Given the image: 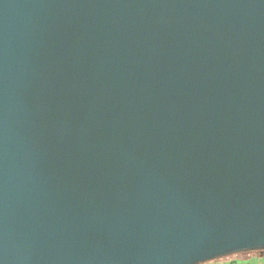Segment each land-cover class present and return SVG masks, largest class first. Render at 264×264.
<instances>
[{"label": "water", "instance_id": "1", "mask_svg": "<svg viewBox=\"0 0 264 264\" xmlns=\"http://www.w3.org/2000/svg\"><path fill=\"white\" fill-rule=\"evenodd\" d=\"M258 251L264 0H0V264Z\"/></svg>", "mask_w": 264, "mask_h": 264}, {"label": "crops", "instance_id": "2", "mask_svg": "<svg viewBox=\"0 0 264 264\" xmlns=\"http://www.w3.org/2000/svg\"><path fill=\"white\" fill-rule=\"evenodd\" d=\"M211 264H264V253L238 255Z\"/></svg>", "mask_w": 264, "mask_h": 264}, {"label": "trees", "instance_id": "3", "mask_svg": "<svg viewBox=\"0 0 264 264\" xmlns=\"http://www.w3.org/2000/svg\"><path fill=\"white\" fill-rule=\"evenodd\" d=\"M253 253H264V251L241 253V254L231 255V256H229V257H225V258H223V259L230 258V257H234V256H238V255H243V254H253Z\"/></svg>", "mask_w": 264, "mask_h": 264}, {"label": "snow or ice", "instance_id": "4", "mask_svg": "<svg viewBox=\"0 0 264 264\" xmlns=\"http://www.w3.org/2000/svg\"><path fill=\"white\" fill-rule=\"evenodd\" d=\"M213 258H214V256L213 257H210V258H205V259H202V260H211Z\"/></svg>", "mask_w": 264, "mask_h": 264}, {"label": "rangeland", "instance_id": "5", "mask_svg": "<svg viewBox=\"0 0 264 264\" xmlns=\"http://www.w3.org/2000/svg\"><path fill=\"white\" fill-rule=\"evenodd\" d=\"M216 261H219V260H215V261H212V262H207V263H205V264H211V263H214V262H216Z\"/></svg>", "mask_w": 264, "mask_h": 264}]
</instances>
